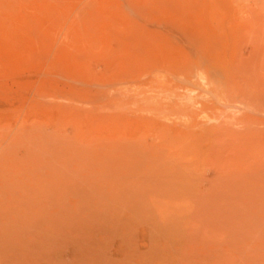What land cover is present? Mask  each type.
<instances>
[{"label":"rangeland","instance_id":"obj_1","mask_svg":"<svg viewBox=\"0 0 264 264\" xmlns=\"http://www.w3.org/2000/svg\"><path fill=\"white\" fill-rule=\"evenodd\" d=\"M233 45L215 0H0V264H264V49Z\"/></svg>","mask_w":264,"mask_h":264},{"label":"bare ground","instance_id":"obj_2","mask_svg":"<svg viewBox=\"0 0 264 264\" xmlns=\"http://www.w3.org/2000/svg\"><path fill=\"white\" fill-rule=\"evenodd\" d=\"M229 40L235 43L233 61L256 65L264 49V0H215V42ZM243 42L249 44V56L239 48Z\"/></svg>","mask_w":264,"mask_h":264}]
</instances>
